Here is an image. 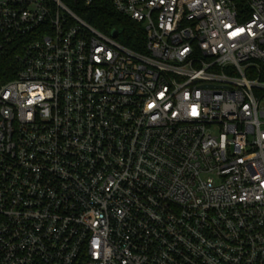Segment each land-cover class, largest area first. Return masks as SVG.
I'll return each instance as SVG.
<instances>
[{"label": "built area", "instance_id": "1", "mask_svg": "<svg viewBox=\"0 0 264 264\" xmlns=\"http://www.w3.org/2000/svg\"><path fill=\"white\" fill-rule=\"evenodd\" d=\"M0 264H264V0H0Z\"/></svg>", "mask_w": 264, "mask_h": 264}, {"label": "trees", "instance_id": "2", "mask_svg": "<svg viewBox=\"0 0 264 264\" xmlns=\"http://www.w3.org/2000/svg\"><path fill=\"white\" fill-rule=\"evenodd\" d=\"M82 17L92 26L107 31L114 28L118 30V40L124 45L137 49V40L142 34L140 25L133 23L127 18L115 13L106 2L98 3L86 9ZM10 57H6L3 63H10Z\"/></svg>", "mask_w": 264, "mask_h": 264}, {"label": "water", "instance_id": "3", "mask_svg": "<svg viewBox=\"0 0 264 264\" xmlns=\"http://www.w3.org/2000/svg\"><path fill=\"white\" fill-rule=\"evenodd\" d=\"M112 34L114 35L115 34V31H112Z\"/></svg>", "mask_w": 264, "mask_h": 264}]
</instances>
